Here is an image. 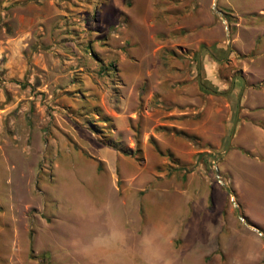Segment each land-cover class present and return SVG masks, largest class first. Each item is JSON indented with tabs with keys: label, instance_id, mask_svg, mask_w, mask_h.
I'll return each instance as SVG.
<instances>
[{
	"label": "rangeland",
	"instance_id": "374dc122",
	"mask_svg": "<svg viewBox=\"0 0 264 264\" xmlns=\"http://www.w3.org/2000/svg\"><path fill=\"white\" fill-rule=\"evenodd\" d=\"M257 127L264 0H0V264H264Z\"/></svg>",
	"mask_w": 264,
	"mask_h": 264
},
{
	"label": "water",
	"instance_id": "95a60500",
	"mask_svg": "<svg viewBox=\"0 0 264 264\" xmlns=\"http://www.w3.org/2000/svg\"><path fill=\"white\" fill-rule=\"evenodd\" d=\"M213 11H214V13H216L219 17H220V19H221V21L222 22H225V19H224V16H223V14L219 11V10H217L215 7H213ZM225 28H226V26H225ZM229 50V45H227V51ZM217 61H221L220 59H216ZM199 68H200V60H199V56L197 55V79L199 80ZM206 88V87H205ZM207 90H209L210 91V89L209 88H206ZM238 109V103H237V107H236V110ZM233 122H235V119H234V121ZM232 130H233V125H232V127H231V130H230V135H229V138H228V142H227V145H226V147H225V150H227V148H228V145H229V140H230V136H231V134H232ZM215 162V160H213V163ZM214 176H215V178L218 180V182L222 185V187L225 189V191L230 195V197H231V202H232V204H233V206H234V210H235V212H236V215H237V217L245 224V225H248L246 222H245V220H244V218L242 217V215L239 213V209H238V205L236 204V202L233 200V198H232V192H231V190L229 189V187L224 183V182H222L220 179H219V176H218V174H217V170H216V167L214 168ZM253 230H255L258 234H261V232H260V230L258 229V228H256V227H253V226H250ZM263 239H264V236H263Z\"/></svg>",
	"mask_w": 264,
	"mask_h": 264
},
{
	"label": "crops",
	"instance_id": "0c3cea01",
	"mask_svg": "<svg viewBox=\"0 0 264 264\" xmlns=\"http://www.w3.org/2000/svg\"><path fill=\"white\" fill-rule=\"evenodd\" d=\"M245 124H248L249 125V123H245ZM252 126V125H251ZM258 129L257 130H255L256 132L258 131L259 132V134L261 135V134H264V132L262 131V129L260 128V127H257ZM254 130V129H253ZM246 181V179H244V182ZM156 227H158L157 225H156ZM161 228H162V231H163V226L161 225ZM157 238V237H156ZM152 239H154V240H157L158 242H159V240L158 239H155V238H152ZM156 242V241H155ZM136 244V243H135ZM102 245V244H101ZM138 247H141V248H143V246H141V244L140 245H138ZM98 251H100L99 249H98ZM141 251H143V252H145L144 251V249L142 250L141 249ZM156 253H158V251L156 252ZM160 253V255L162 256V253L161 252H159ZM145 254L147 255V253L145 252ZM172 257V256H171ZM147 260H149V259H147Z\"/></svg>",
	"mask_w": 264,
	"mask_h": 264
}]
</instances>
